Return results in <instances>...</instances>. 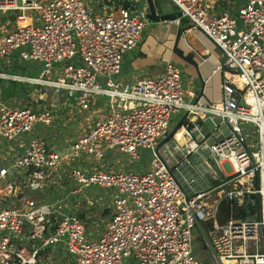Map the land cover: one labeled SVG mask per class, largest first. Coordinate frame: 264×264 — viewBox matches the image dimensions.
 Wrapping results in <instances>:
<instances>
[{"label":"built area","instance_id":"2783aa9c","mask_svg":"<svg viewBox=\"0 0 264 264\" xmlns=\"http://www.w3.org/2000/svg\"><path fill=\"white\" fill-rule=\"evenodd\" d=\"M169 1L180 14L175 21L186 19L225 59L219 103L186 104L179 68L170 62L156 78L133 84L117 79L125 55L140 44L146 5L102 0L96 12L85 0H0V61L41 68L37 78L0 71V81L45 86L83 112L95 99L107 100L63 152L36 134L37 126L52 125V109L38 105L40 100L33 108L0 100V264H36L41 250L55 248L68 258L63 264H203L192 256V230L208 220L205 198L216 190H224L234 207L256 198L259 216L229 217L209 233L215 261L264 264V0H244L234 14L214 13L207 0ZM180 111L217 118L213 134L226 128L207 146L206 157L219 165L225 182L210 187L191 159L200 150L195 126L183 129L182 158L172 168L153 153L143 173L101 169L109 152L128 161L138 160L141 150L153 152ZM14 142L19 152L5 154L3 148ZM90 160L100 169L82 165ZM64 173L77 192H113L111 219L95 239L59 201L27 199L16 182L22 175L24 189L43 192ZM3 186L15 194L11 204Z\"/></svg>","mask_w":264,"mask_h":264},{"label":"crops","instance_id":"0c3cea01","mask_svg":"<svg viewBox=\"0 0 264 264\" xmlns=\"http://www.w3.org/2000/svg\"><path fill=\"white\" fill-rule=\"evenodd\" d=\"M130 1L137 6L146 5V0ZM152 1L154 4L156 2L160 4L163 10V14L165 15L179 14L177 8L169 0ZM243 3L244 0H207L208 6L211 7V10L214 13L226 12L229 14H234L237 9L243 5ZM178 18L179 15H177L175 20H177ZM175 20L154 22L147 19L140 44L135 50L125 55L122 63V69L117 79L120 82L126 84H133L140 79L156 78L162 73L164 64L170 62L175 64L179 68L182 79L184 102L186 104L204 106L219 103L221 100L222 80L226 76L225 70L223 69L225 60L223 55L221 54L219 49L203 34L192 30L186 19L181 18L179 22H176ZM11 59L8 58L6 60L0 61L1 72H3L1 70L2 66L4 67L13 63ZM13 74L14 73L12 72L11 75ZM3 82L5 81H0V83ZM11 83L12 84H10V87L19 85L17 82ZM104 99L105 98L103 97L95 99L92 102L90 110L86 112L87 114L91 115L90 119L92 121L101 111L106 109L107 100ZM129 107H131V105H129ZM217 125L218 119L215 117L208 116L202 113L193 114L186 111H180L179 113L175 114L173 118H171L169 129L166 135L157 143L151 156H153V153H156V148L159 143L172 133L171 138L167 142L163 143L157 151V156L159 157V159L163 161L167 167L172 168L175 163H177L178 160L182 158L181 148L185 143V139L183 138V129L185 127L187 128L195 126L196 131L193 133V136L195 138V141L200 144V150L198 153L196 152V154H192L191 159H193L194 162L196 161L197 169L199 170L200 174L208 180L210 187L215 188L226 180V177L221 173L219 165L215 163V161L206 158L207 146L215 138L218 139L219 134L223 135L227 132L226 128L221 127L219 128V133L213 134V128L217 127ZM36 134L40 138L44 139L42 136H40L38 131L36 132ZM179 135H181V137ZM74 140H72L71 142H73ZM19 149V143L14 142L6 145L3 148V152L5 154L9 153L8 155H14L19 152ZM107 157L108 156H106V158ZM140 158L141 157L139 152V159L136 160L138 162L131 161V165L134 164L135 166H133L136 167V164H140ZM207 160L214 162L217 166V170L210 169L207 172H204L202 170V164L207 163ZM150 162L148 167H141V165H138L136 169H134L131 168V166H128L127 168L126 166L122 165L121 169L119 170H131L134 172L143 173L149 170ZM94 164L95 166L93 167L100 169L96 166V162L94 160H90V162H88L86 165H84V163L82 165L87 166V169H90V167ZM107 164L112 165V163L109 162H106L103 165L101 163V169L105 171L118 170L116 168H113V170L109 169L107 167ZM117 164L118 162H116V165ZM7 179L10 178L8 177ZM21 180H23V176H17L16 182L19 186H21ZM100 190H102L103 193H98V195L97 193L90 194L89 197L92 200L94 199V202L99 203L102 210L104 208L107 209V206H110V220L112 216L111 201L113 192L112 190L103 188H100ZM223 192L224 190H216L208 194V196L205 198L208 220L195 226V231L197 230L199 232V238L203 249H205V251H209L211 257L213 258L214 254L209 247L208 241L209 233L212 231H218L220 226L225 224L229 217H237L234 212L237 208H239L228 204L224 199ZM5 196L6 199H8L7 202H12V200L14 201L13 197L15 196V194L6 192ZM90 199H88V201ZM87 203L89 204L90 202ZM76 217L78 216L76 215ZM78 218L82 220V216L81 218ZM109 220L107 221V223L109 222ZM65 257L66 256L61 249H45L40 251L39 256L36 260V264H63L68 259Z\"/></svg>","mask_w":264,"mask_h":264},{"label":"rangeland","instance_id":"374dc122","mask_svg":"<svg viewBox=\"0 0 264 264\" xmlns=\"http://www.w3.org/2000/svg\"><path fill=\"white\" fill-rule=\"evenodd\" d=\"M90 6H92L96 12L100 11V5L102 0H85ZM13 63L11 65L2 66L1 70L11 75L12 72L16 74L15 76L20 77H30L37 78L40 67L32 62H22L17 59H11ZM15 65V66H14ZM13 74V75H14ZM52 79L55 76L51 77ZM12 81L6 80L0 83V100L6 102L11 107H34V100H40L38 105L41 104L42 107L47 109H52L54 121L50 127L40 128L36 127L40 136H42L47 143L57 150L64 151L68 148V145L72 140L76 139L80 134L86 130L91 123V115L86 112L79 111L78 109L69 107V103L66 102L64 96L59 93H54L52 90H47L45 86H31L24 83H18L19 85L10 87ZM105 100V99H104ZM53 106V107H52ZM57 106V107H56ZM174 117V116H173ZM172 117V118H173ZM173 128V127H172ZM170 128V129H172ZM169 129V128H168ZM140 152V164L141 167H148L150 159L152 158V152L150 150H141ZM107 158L102 161V165L106 162L112 163L107 164L108 168L113 170V168L121 169L122 165L131 166V168L136 169L131 165V161L127 160L125 155L116 154L109 152L107 153ZM208 162L202 164V170L207 172L208 170H217V166L214 162L207 160ZM116 162L118 164L116 165ZM121 162V163H120ZM138 162V161H136ZM135 162V163H136ZM196 162V161H195ZM9 164H6V167ZM20 193L30 200L36 202L43 201H59L62 210L66 214L77 215L81 218L85 224V228L90 234L91 239L97 238V235L103 232L106 228L107 221L109 220V209H101L100 204L94 202V199H90V194L103 193L100 188L91 187L85 191L77 192L76 187L71 183L67 174L62 175L61 182L54 185L50 184L46 190L43 192H29L22 186H19ZM6 193L4 186L1 188V194L4 196ZM88 199H90L88 201ZM6 204H11L12 202H7ZM13 201V200H12ZM87 202H90L89 204ZM250 206L252 207L253 214H247L245 209ZM239 219L251 220V215L256 217L259 216V205L258 200L255 198L252 203H248L236 209L234 212ZM199 232L195 228L192 230V256L195 260L203 262L205 264H216L213 257H211L209 251L203 249L199 238Z\"/></svg>","mask_w":264,"mask_h":264},{"label":"water","instance_id":"95a60500","mask_svg":"<svg viewBox=\"0 0 264 264\" xmlns=\"http://www.w3.org/2000/svg\"><path fill=\"white\" fill-rule=\"evenodd\" d=\"M146 5L148 8V15H147V19L150 21H154V22H159V21H166V20H175L177 15L180 16V14H169V15H165L163 14V10L160 6V4L158 2H156L155 4L153 3L152 0H146ZM172 136V133L167 136L164 140H162V142L159 143V145L156 148V155H157V151L159 149V147L167 142Z\"/></svg>","mask_w":264,"mask_h":264},{"label":"trees","instance_id":"16d2710c","mask_svg":"<svg viewBox=\"0 0 264 264\" xmlns=\"http://www.w3.org/2000/svg\"><path fill=\"white\" fill-rule=\"evenodd\" d=\"M252 211H253V210H252V207L250 208V206H249L247 209H245V212H246L247 214H248V213H249V214H250V213L253 214ZM255 218H256V217H254V215H251V218H249V219L254 220Z\"/></svg>","mask_w":264,"mask_h":264},{"label":"bare ground","instance_id":"6f19581e","mask_svg":"<svg viewBox=\"0 0 264 264\" xmlns=\"http://www.w3.org/2000/svg\"><path fill=\"white\" fill-rule=\"evenodd\" d=\"M180 137H181V135H179ZM227 264H234L233 262H231V263H227Z\"/></svg>","mask_w":264,"mask_h":264}]
</instances>
